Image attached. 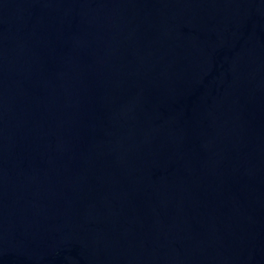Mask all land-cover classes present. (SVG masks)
I'll use <instances>...</instances> for the list:
<instances>
[{
  "label": "water",
  "instance_id": "water-1",
  "mask_svg": "<svg viewBox=\"0 0 264 264\" xmlns=\"http://www.w3.org/2000/svg\"><path fill=\"white\" fill-rule=\"evenodd\" d=\"M0 264H264V0H0Z\"/></svg>",
  "mask_w": 264,
  "mask_h": 264
}]
</instances>
